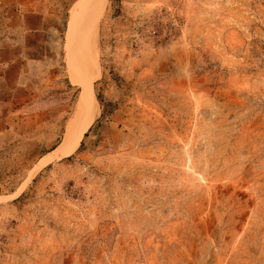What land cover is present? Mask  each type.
<instances>
[{
    "label": "rangeland",
    "instance_id": "374dc122",
    "mask_svg": "<svg viewBox=\"0 0 264 264\" xmlns=\"http://www.w3.org/2000/svg\"><path fill=\"white\" fill-rule=\"evenodd\" d=\"M94 9L0 0V264H264V0H105L45 160Z\"/></svg>",
    "mask_w": 264,
    "mask_h": 264
},
{
    "label": "bare ground",
    "instance_id": "6f19581e",
    "mask_svg": "<svg viewBox=\"0 0 264 264\" xmlns=\"http://www.w3.org/2000/svg\"><path fill=\"white\" fill-rule=\"evenodd\" d=\"M86 1L88 8L91 3V5L95 7V9L89 13L88 17L85 18V24L79 28L78 18H72L68 24L67 30V39L71 58L74 57V61L78 62L80 60V64L82 65H78L80 67H78V70L76 68L72 74V79H74L73 81L81 86V91L79 92L74 103L73 111L71 117L68 120L63 141L55 149L52 150L51 154L48 155V157L45 156V160L58 157L65 151L74 148L82 134L94 122L98 115V105L95 95L93 91L90 90L89 87H87L91 80H93V78L88 77L84 73L87 72L85 64L87 65L86 61L88 58H86V56L89 54L87 57H89L90 60L92 59L91 56H93L92 47L95 41L94 31L96 29L95 27L98 21L99 11L100 9H102L105 0ZM90 62H92V60ZM91 65H89L90 68Z\"/></svg>",
    "mask_w": 264,
    "mask_h": 264
},
{
    "label": "crops",
    "instance_id": "0c3cea01",
    "mask_svg": "<svg viewBox=\"0 0 264 264\" xmlns=\"http://www.w3.org/2000/svg\"><path fill=\"white\" fill-rule=\"evenodd\" d=\"M36 104L38 105V95H36ZM37 112H38V108H37Z\"/></svg>",
    "mask_w": 264,
    "mask_h": 264
}]
</instances>
